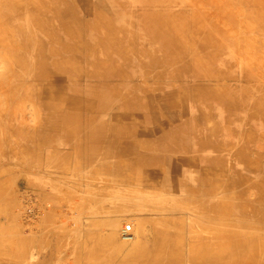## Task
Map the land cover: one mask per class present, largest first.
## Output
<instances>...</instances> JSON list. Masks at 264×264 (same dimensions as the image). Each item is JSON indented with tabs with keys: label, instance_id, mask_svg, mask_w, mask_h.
Returning a JSON list of instances; mask_svg holds the SVG:
<instances>
[{
	"label": "rangeland",
	"instance_id": "obj_1",
	"mask_svg": "<svg viewBox=\"0 0 264 264\" xmlns=\"http://www.w3.org/2000/svg\"><path fill=\"white\" fill-rule=\"evenodd\" d=\"M61 1L0 0V40L29 48L0 46V264H46L51 232L78 228L85 245H60L67 264H130L128 223L170 264H264V123L214 131L219 105L249 112L264 95L262 0H174L165 25L139 5L133 17L117 1ZM70 152L97 184L83 199L63 194Z\"/></svg>",
	"mask_w": 264,
	"mask_h": 264
},
{
	"label": "bare ground",
	"instance_id": "obj_2",
	"mask_svg": "<svg viewBox=\"0 0 264 264\" xmlns=\"http://www.w3.org/2000/svg\"><path fill=\"white\" fill-rule=\"evenodd\" d=\"M20 1V0H19ZM61 1V0H60ZM109 1V0H107ZM113 2H116L119 3L120 5L124 6L126 9L124 10L125 12H128V14L130 15H134L135 12H134V8L139 5V6H142V12L143 13H140V16L138 17V19L142 20V22L145 21V24L147 22H151L153 24H156V25H165V23L170 20V16L169 14L167 13H164V12H168L169 9H171V4H168V7L169 9L165 10L161 5L163 4H166V3H172L174 2V0H112ZM247 1V0H246ZM245 1V2H246ZM252 1V3L256 4V0L255 2L253 0H250ZM62 2V1H61ZM95 2H99V0H95ZM241 2V1H239ZM263 4V8H264V0H262ZM105 3V2H103ZM258 3V2H257ZM105 5V4H103ZM102 5V6H103ZM108 5V4H107ZM106 5V6H107ZM111 5V4H110ZM260 5V4H259ZM97 6V5H95ZM121 6V7H122ZM138 6V8H139ZM254 6V5H253ZM120 7V6H118ZM153 7H161L162 8V13L160 14H154V13H149L148 10H150L151 8ZM116 8V7H115ZM137 8V9H138ZM92 7H89L88 10L92 11ZM111 9V8H110ZM155 9V8H154ZM94 10V9H93ZM156 10V9H155ZM161 10V9H159ZM264 10V9H262ZM171 11V10H170ZM122 12V11H121ZM235 12V11H234ZM98 12H96L97 14ZM108 13H109V10H108ZM169 13V12H168ZM246 15H247V12H245ZM113 14V13H112ZM115 14V12H114ZM124 14V13H123ZM126 14V13H125ZM124 14V15H125ZM139 14V13H137ZM182 16V15H181ZM262 16H263V21H264V12H262ZM135 17V15L133 16ZM183 17V16H182ZM137 18V17H136ZM179 18V17H178ZM137 19V20H138ZM133 24V23H132ZM140 24V23H139ZM142 25V24H141ZM151 25V24H149ZM146 26V25H145ZM144 27V26H143ZM150 27V26H149ZM152 27V26H151ZM150 27V28H151ZM148 29V27H146ZM263 28V27H262ZM96 30H97V27H96ZM149 30H152V29H149ZM98 31V30H97ZM248 31V30H247ZM263 31V30H262ZM146 32V31H145ZM167 32V31H166ZM165 32V33H166ZM151 33V31H150ZM159 33H162L161 35H163V32H159ZM154 33H152L153 35ZM6 36V35H5ZM149 36V35H148ZM154 37V36H153ZM33 40V39H32ZM150 40V39H149ZM2 45L1 46V49L3 48L5 51H8L9 49H12L14 51V53L16 54H24L25 56H27V54L29 55V48L26 44H28L27 41H24L23 38L21 37H18L16 36V39H10L7 40L6 38L0 40ZM35 41V40H34ZM261 41V40H260ZM236 42V41H235ZM10 43V44H9ZM234 43V42H233ZM234 45V44H233ZM252 47V46H251ZM245 49V47H244ZM2 51V50H1ZM16 51V52H15ZM31 51V50H30ZM10 52V50H9ZM6 53V52H5ZM12 53V52H11ZM31 55L33 53H30ZM217 54V53H215ZM245 54V53H244ZM19 58V57H18ZM15 61V60H14ZM17 62V60H16ZM15 62V63H16ZM25 63V62H24ZM252 63V62H251ZM20 65V63H19ZM25 65V64H24ZM7 68V67H6ZM243 78L245 80H247L249 78L248 75L244 76L243 75ZM6 80V79H5ZM5 83V82H4ZM6 84V83H5ZM17 89V88H16ZM47 90V89H45ZM4 91V90H3ZM48 91V90H47ZM2 93V92H0ZM51 94V92H49ZM255 93V92H254ZM3 94V93H2ZM261 96H260V99L259 101L256 102V105L255 106H251L252 108L249 109V112L245 111H240V110H235V109H230L229 107L226 106V104H224V106L222 105H219V107L221 109H217L216 110V115L215 116V123H214V131H215V138H218L216 137V135H218L219 133V126H220V119H224L225 122L227 124H230V125H234V122L237 124V121L238 122H241L243 121V123L245 124H249V122H253L256 120V122L260 123L261 125L264 123V95L260 92ZM215 95V94H214ZM219 96V95H218ZM219 98V97H218ZM218 98L214 99V101L216 100H219ZM235 98V97H234ZM218 105V104H217ZM229 105V104H228ZM260 105V111L258 112V109H257V112L253 113V111L257 108V106ZM249 106V105H248ZM232 107V106H231ZM237 108V107H236ZM226 113V114H225ZM39 114V113H38ZM222 115V118H219L220 116ZM225 115V117H224ZM60 116H64V115H60ZM66 116V115H65ZM217 116V117H216ZM255 122V123H256ZM254 123V124H255ZM228 129H230L229 127H227ZM263 128H264V124H263ZM233 132V131H231ZM261 137L263 138L262 142L264 144V132H262L261 134ZM215 148H214V151L217 150V142L215 141ZM262 144V146H263ZM7 164V163H6ZM4 166V165H3ZM9 166V165H8ZM2 168V167H1ZM9 172V171H8ZM48 175V174H47ZM167 185V184H166ZM3 193V192H2ZM262 207V206H261ZM41 211V210H40ZM261 214H263L264 216V208L262 207L261 209ZM264 218V217H262ZM148 221V220H147ZM108 222V221H107ZM110 223V222H109ZM102 224V222H101ZM107 224V223H106ZM262 225V224H261ZM125 226V225H124ZM192 226V225H191ZM61 228V227H60ZM66 229V228H65ZM195 229V228H194ZM193 230V229H192ZM54 232H51V252L46 256V255H43L42 258L40 257V259H45V261H47L46 264H67V261H68V257L69 255H66L64 256L63 254L65 253H62L61 251H59V249L61 248L60 245L63 247L64 245H67L68 243L70 242H77L81 239V230L80 228L76 229V230H73V233L71 232H68L67 230L64 232L63 229H62V232L60 231L59 233L56 231V230H53ZM112 233V232H111ZM114 233V232H113ZM27 234H30V233H27ZM48 235V234H47ZM2 236V235H1ZM45 238V237H44ZM107 238V237H106ZM106 238H100L102 241L106 240ZM18 239V238H17ZM47 241V238H45ZM108 239V238H107ZM121 239L124 241V244H120V245H128V248L126 250H128V254L126 255V259L127 261H129L130 264H170L173 259L171 260L170 258H168L169 255H171V253H169L166 250H164L163 248L159 247V245H157V247H155L154 250H151L152 248H148L146 249V246L141 244V243H136L133 241V237L132 235L130 236H125V235H122L121 236ZM44 240V239H43ZM42 240V241H43ZM84 241V239H82ZM82 240H80V242H83ZM97 240V239H96ZM95 241V240H94ZM101 241V242H102ZM134 242V243H133ZM140 242V241H138ZM166 242V241H165ZM45 243V242H44ZM44 243H39V247L40 250H42V246L40 245H44ZM79 243V242H78ZM169 243V242H168ZM26 244V243H25ZM83 244L85 245V243L83 242ZM80 245V244H79ZM83 245V247H84ZM118 245V244H117ZM167 245V244H166ZM170 245V247L174 246V245H171V244H168V246ZM76 246V244H75ZM130 246V247H129ZM36 247V248H37ZM71 247V246H70ZM123 247V246H122ZM180 246H175L173 249L174 250H178ZM65 248V247H64ZM69 248V247H67ZM66 248V249H67ZM80 248V247H79ZM78 249V248H77ZM122 249V248H121ZM264 249V248H263ZM69 250V249H68ZM193 250V249H192ZM59 251V252H58ZM66 251V250H65ZM43 252V251H42ZM41 252V253H42ZM71 253V252H70ZM77 254V256H71L74 260H78V263L77 264H80V262H85L86 264H88V260L85 259V257H83V254H79V253H75ZM123 254V253H122ZM42 255V254H41ZM172 257V256H171ZM180 257V256H179ZM90 258V257H89ZM199 258V257H198ZM71 259V258H70ZM180 259H182L180 257ZM200 259V258H199ZM72 260V259H71ZM86 260V261H84ZM91 260V259H90ZM44 261V260H43ZM93 262H96V260H92ZM37 263H39L38 261H36ZM69 262V261H68ZM73 263V262H72ZM194 262L191 261V258H189V264H193ZM43 264V262L41 263ZM75 264V263H74Z\"/></svg>",
	"mask_w": 264,
	"mask_h": 264
},
{
	"label": "crops",
	"instance_id": "obj_3",
	"mask_svg": "<svg viewBox=\"0 0 264 264\" xmlns=\"http://www.w3.org/2000/svg\"><path fill=\"white\" fill-rule=\"evenodd\" d=\"M69 118L68 120L69 121H74V122H83L85 120H83L81 116H78V117H67ZM70 118H77V119H70ZM72 128H84L85 125L83 124H74L72 126H70ZM81 131V130H79ZM68 155V157H67ZM74 152L73 153H63V167H64V173H63V176H62V186H63V194H64V197H67L68 195V198L70 197L71 199V196H75L77 193L78 195H80L81 199H83V196H86L85 192H86V183L89 184L90 186L92 185L93 186V189L95 190L94 193L97 192V189H96V186L97 184L95 183H88L87 182V179L86 177L82 176V172H78L77 171V167L75 166L76 163L74 161ZM81 163H79L80 165ZM69 165V166H67ZM56 166V163L55 162H51V161H48V178H47V185L49 187V191H51V194L52 196H49L50 199H52L53 201H55L54 199H56V194L59 190V174L58 172H56V169H55ZM58 168V167H57ZM53 169L52 172H50V170ZM68 169V174H67V170ZM200 169H203V167H201ZM80 170V169H79ZM77 171V172H76ZM77 173V174H76ZM112 180V179H111ZM165 184V183H164ZM112 186V184L110 185ZM126 193H130L129 190L126 192ZM134 205V204H133ZM132 204H128V209H134V206ZM132 206V208H130ZM109 212H112L113 210V207H110L109 209ZM108 212V213H109ZM112 222V221H111Z\"/></svg>",
	"mask_w": 264,
	"mask_h": 264
},
{
	"label": "built area",
	"instance_id": "obj_4",
	"mask_svg": "<svg viewBox=\"0 0 264 264\" xmlns=\"http://www.w3.org/2000/svg\"><path fill=\"white\" fill-rule=\"evenodd\" d=\"M132 232H133V228H132V225L131 224H126L123 229H122V234L125 235V236H130L132 235Z\"/></svg>",
	"mask_w": 264,
	"mask_h": 264
}]
</instances>
